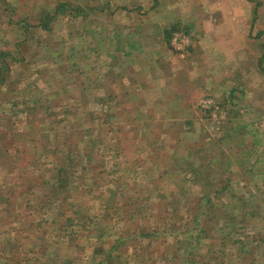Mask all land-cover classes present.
I'll return each mask as SVG.
<instances>
[{
	"label": "rangeland",
	"instance_id": "rangeland-1",
	"mask_svg": "<svg viewBox=\"0 0 264 264\" xmlns=\"http://www.w3.org/2000/svg\"><path fill=\"white\" fill-rule=\"evenodd\" d=\"M1 52L0 264H264V0H0Z\"/></svg>",
	"mask_w": 264,
	"mask_h": 264
},
{
	"label": "trees",
	"instance_id": "trees-1",
	"mask_svg": "<svg viewBox=\"0 0 264 264\" xmlns=\"http://www.w3.org/2000/svg\"><path fill=\"white\" fill-rule=\"evenodd\" d=\"M63 7H65V5H59V10H64L62 9ZM45 25L47 26L48 24L45 23ZM10 54L8 52H1L0 53V87L2 86L3 83H5V79L3 78V72L5 69L9 70V67L7 66V63H6V57L9 56ZM196 147H197V144H196ZM194 149H195V146H194ZM203 151H205V149H203ZM58 175H60V179H59V186L60 188L62 189H65L69 186H71V182H70V169L67 166H62L59 170H58ZM68 201V200H67ZM197 218L196 220V223L197 225L195 226V229H189L188 232L190 233V240L191 239H196V238H199L197 237L198 233H196V231L199 229V231L201 232V234L205 231V223L204 222H200V217L201 216H198L196 215L195 216ZM91 219V216L89 217ZM73 218H70L68 220V222H72ZM143 232L142 231L139 235L140 236H143ZM126 238V237H125ZM123 242V241H121ZM120 243V242H119ZM114 248L115 246L112 245L111 249L108 251V252H105V257L104 259L105 260H108L110 259L111 257H113L115 254L118 255L117 253H114ZM98 253H101V252H98ZM119 256V255H118ZM103 259V260H104Z\"/></svg>",
	"mask_w": 264,
	"mask_h": 264
},
{
	"label": "built area",
	"instance_id": "built-area-1",
	"mask_svg": "<svg viewBox=\"0 0 264 264\" xmlns=\"http://www.w3.org/2000/svg\"><path fill=\"white\" fill-rule=\"evenodd\" d=\"M190 40L187 36L183 35V34H176V36L174 37V39L172 40V45L174 48L178 49V50H185L186 46L189 44ZM213 100V99H212ZM212 100H208L206 101L207 103H209L211 107H215V109L218 108V106L216 105V103Z\"/></svg>",
	"mask_w": 264,
	"mask_h": 264
},
{
	"label": "crops",
	"instance_id": "crops-1",
	"mask_svg": "<svg viewBox=\"0 0 264 264\" xmlns=\"http://www.w3.org/2000/svg\"><path fill=\"white\" fill-rule=\"evenodd\" d=\"M176 34H183V35H185V36H187L188 38H189V40H192V39H198L196 36H195V34L194 33H192L191 34V32L190 31H188V30H186V31H184V30H178V31H176L175 33H173V35H172V38L174 39V37L176 36ZM172 39V40H173ZM172 43V42H171ZM172 45V44H171ZM172 48L175 50V52L176 53H179V55H183V52L185 51V50H178V49H176V48H174L173 47V45H172Z\"/></svg>",
	"mask_w": 264,
	"mask_h": 264
}]
</instances>
